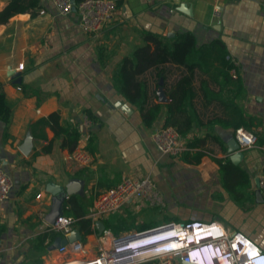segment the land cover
<instances>
[{
    "label": "crops",
    "instance_id": "crops-1",
    "mask_svg": "<svg viewBox=\"0 0 264 264\" xmlns=\"http://www.w3.org/2000/svg\"><path fill=\"white\" fill-rule=\"evenodd\" d=\"M8 1L0 0V10ZM142 33L164 39L191 34L197 48L218 40L236 63L224 101L204 98L200 80L205 75L194 80L198 120L180 134L184 150L176 156L161 155L151 137L163 125L164 109L145 126L138 108L112 83L114 66L142 44ZM181 72L167 64V83ZM208 83L219 90L217 82ZM160 85L162 80L158 86L149 83L150 90L156 87L157 102ZM0 88L10 110L7 124L0 119V163L13 181L8 197L0 200V264H56L72 257L59 252L64 244L58 247V240L67 238L45 220L53 202L50 183L70 190L60 214L75 219L85 259L100 246L136 238L137 232L189 221H215L229 236L242 234L264 252V191L260 200L256 196L264 169V0H122L93 34L80 28L76 11L61 15L50 0H41L33 15L18 13L0 24ZM53 112L64 129L78 132L73 151L62 146L64 133L57 136L49 125H37ZM235 122L257 136L253 147L241 149L238 163L228 153ZM195 138L200 144L188 147ZM77 149L90 154L87 164L73 160ZM198 151L204 154L199 163L184 161L185 153ZM217 161H230L245 172L246 185L230 184L237 195L224 186ZM145 176L152 178L157 200L133 198L99 220L88 216L101 190ZM86 218L90 232L79 224ZM97 221L104 225L102 232Z\"/></svg>",
    "mask_w": 264,
    "mask_h": 264
},
{
    "label": "built area",
    "instance_id": "built-area-1",
    "mask_svg": "<svg viewBox=\"0 0 264 264\" xmlns=\"http://www.w3.org/2000/svg\"><path fill=\"white\" fill-rule=\"evenodd\" d=\"M50 3L58 14L67 15L73 11L70 0H50ZM114 9L113 0H82L75 4L78 24L85 33L90 34L101 29ZM39 12L44 13V10ZM213 16H219L217 7L213 9ZM234 64L236 65L235 62ZM18 68L22 69V64ZM235 73V69H232L231 74L235 76ZM151 137L161 155L176 156L184 150L181 135L174 127L160 125L154 129ZM236 139L240 150L253 147L257 142L254 132L242 128L236 131ZM72 158L79 164H87L91 159L87 151L80 149L72 153ZM257 181L258 188L264 191V169ZM12 187L10 175L0 163V200L8 197ZM40 195L41 193L37 196ZM133 198L149 201L159 198L150 176L138 179L127 177L116 185L101 190L88 216L92 220H99ZM74 221L72 216L59 214L54 223L49 225L53 231L67 238L73 230ZM136 234V238L126 243L111 242L109 247L100 246L97 254L90 259L81 255L83 247L80 241L67 242L59 247V252L68 253L72 257L56 264H182L184 261H191L194 254L198 255V264H264V252L260 248L257 247V252H253V244L249 239L239 233L229 236L215 221L168 223ZM130 244L140 247L124 253Z\"/></svg>",
    "mask_w": 264,
    "mask_h": 264
},
{
    "label": "trees",
    "instance_id": "trees-1",
    "mask_svg": "<svg viewBox=\"0 0 264 264\" xmlns=\"http://www.w3.org/2000/svg\"><path fill=\"white\" fill-rule=\"evenodd\" d=\"M82 0H75L76 4ZM115 8L122 5V0H113ZM41 6V0H9L0 10V24H5L18 13L30 12L32 15ZM142 44L137 45L131 52L122 57L114 66L111 79L115 90L131 105L138 108L141 120L145 126H151L164 109V126L174 127L184 135L198 120L193 99L196 95L194 80L198 75H205L200 80V88L204 98L224 101L223 89L226 84L234 83L231 70L235 64L226 57L227 53L221 41L197 48L191 34H182L173 39H164L151 33H142ZM174 64L181 69V74L171 84L167 83L165 66ZM162 80L164 92L167 95V103L157 102L156 87L150 90L149 83L158 86ZM217 82L219 90L215 92L208 82ZM88 118L92 119L88 110L84 111ZM0 119L4 123L10 120V110L4 102V94L0 88ZM49 125L57 136L64 133L62 146L70 151L75 149L78 132L64 129L59 123L57 112L42 118L37 125ZM239 122L231 125L236 131L241 128ZM200 140L193 139L188 142V147H197ZM204 154L198 151L194 154L185 153V162L199 163ZM224 174V186L232 195H237L236 188L231 191L230 184H247L245 172L230 161H217ZM241 194V192H240ZM70 204L75 207L77 202L71 199ZM79 224L90 232L89 219H82Z\"/></svg>",
    "mask_w": 264,
    "mask_h": 264
},
{
    "label": "water",
    "instance_id": "water-1",
    "mask_svg": "<svg viewBox=\"0 0 264 264\" xmlns=\"http://www.w3.org/2000/svg\"><path fill=\"white\" fill-rule=\"evenodd\" d=\"M70 3L72 5V10L75 11V0H70ZM157 95H158V101L159 102H166L167 101V98H166V95H165V92H164V89H163V86L160 85L158 87V91H157ZM228 153L230 154V160L233 162V163H238L242 156H243V153L242 151L240 150L239 148V143L237 141L236 138H233L232 141L229 142L228 144ZM258 182V181H256ZM47 190L48 192L52 193L53 194V202H52V205H51V209L49 211L48 214H46L45 216V220L50 223V224H53L55 219L59 216V214L61 213V206L64 202V199H65V196L66 194L70 191L68 188H64L60 185H54L52 183H50L48 186H47ZM260 192L261 190L258 188V190L256 191V196L257 198L260 200ZM96 226L97 228L99 229L100 232H102V230H104V225L100 222V221H97L96 222ZM81 234L78 230L76 229H73L70 234L68 235L67 237V240H61L59 239L58 240V247L62 244H65L67 241L68 242H72V241H75V240H81ZM195 260H198V255L197 254H194V257H193ZM144 264H151V263H144ZM182 264H197L195 262H186L184 261Z\"/></svg>",
    "mask_w": 264,
    "mask_h": 264
},
{
    "label": "clouds",
    "instance_id": "clouds-1",
    "mask_svg": "<svg viewBox=\"0 0 264 264\" xmlns=\"http://www.w3.org/2000/svg\"><path fill=\"white\" fill-rule=\"evenodd\" d=\"M252 244H253V243H252ZM139 247H140V246H134L133 244H130L128 248H129V250H137ZM253 247H257V246H256L255 244H253ZM257 249H258V248H257ZM153 251H154V250H153ZM193 257H194V255H193ZM193 257H192L191 261H189V262H195V263H197L196 260H195ZM197 264H198V263H197ZM225 264H226V263H225Z\"/></svg>",
    "mask_w": 264,
    "mask_h": 264
},
{
    "label": "bare ground",
    "instance_id": "bare-ground-1",
    "mask_svg": "<svg viewBox=\"0 0 264 264\" xmlns=\"http://www.w3.org/2000/svg\"><path fill=\"white\" fill-rule=\"evenodd\" d=\"M252 251L253 252H257V247H252ZM127 252H131V250L127 249V250L124 251V253H127ZM221 261H223V260H221ZM223 264H225V263H223ZM226 264H228V263H226Z\"/></svg>",
    "mask_w": 264,
    "mask_h": 264
}]
</instances>
